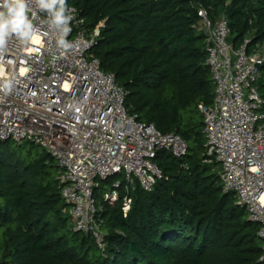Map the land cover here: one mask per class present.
I'll return each mask as SVG.
<instances>
[{"label":"trees","instance_id":"16d2710c","mask_svg":"<svg viewBox=\"0 0 264 264\" xmlns=\"http://www.w3.org/2000/svg\"><path fill=\"white\" fill-rule=\"evenodd\" d=\"M99 26L90 50L125 92L128 113L188 143L176 157L157 151L162 177L151 191L134 184L124 217L119 200L102 201L106 248L74 231L60 196L59 168L42 148L0 142V264H264L259 225L225 192L218 164L206 162L203 115L215 86L206 65L197 10L224 12L229 42L264 43V0H67ZM256 86L264 98V65ZM264 111V108H263ZM42 152H39L38 149ZM35 153L33 154V152ZM107 180L103 182H107Z\"/></svg>","mask_w":264,"mask_h":264},{"label":"built area","instance_id":"2783aa9c","mask_svg":"<svg viewBox=\"0 0 264 264\" xmlns=\"http://www.w3.org/2000/svg\"><path fill=\"white\" fill-rule=\"evenodd\" d=\"M67 6L72 20L66 39L72 48L58 46V34L46 23L47 13L30 2L34 38L22 42L13 36L0 53V84L10 80L13 85L7 93L0 91V142L32 143L54 159L72 229L89 234L104 251L102 207L95 198L101 182L123 175L103 192L102 201L115 204L124 188L125 217L134 184L151 191L162 177L153 161L157 151L182 157L188 143L179 134L161 133L128 113L124 88L90 54L99 26L88 30L78 10ZM197 15L205 35V63L215 86L213 102L198 105L205 161L218 164L223 190L233 193L248 219L259 225L264 260V98L256 86L264 65V43L245 37L233 47L224 12L213 20L199 7Z\"/></svg>","mask_w":264,"mask_h":264},{"label":"clouds","instance_id":"9594fccd","mask_svg":"<svg viewBox=\"0 0 264 264\" xmlns=\"http://www.w3.org/2000/svg\"><path fill=\"white\" fill-rule=\"evenodd\" d=\"M30 2L48 15L46 21L49 29L58 34L57 44L63 49H70L73 44L66 37L72 16L67 0H0V53L7 42L14 36L20 41H30L35 35L33 20L29 17ZM12 82L7 80L0 84V91H11Z\"/></svg>","mask_w":264,"mask_h":264},{"label":"rangeland","instance_id":"374dc122","mask_svg":"<svg viewBox=\"0 0 264 264\" xmlns=\"http://www.w3.org/2000/svg\"><path fill=\"white\" fill-rule=\"evenodd\" d=\"M13 147H17V144L15 143L13 145ZM39 152H42V150L39 148L38 149ZM35 153V151L33 152V154ZM123 180V175L121 174H117V175H114L110 178H108V181L107 182H101V186H102V191H101V196L103 194L104 191L106 190H109L113 185H115L116 183L120 182ZM65 210L68 211L69 210V207L66 206L65 207ZM70 226H71V222H70Z\"/></svg>","mask_w":264,"mask_h":264}]
</instances>
